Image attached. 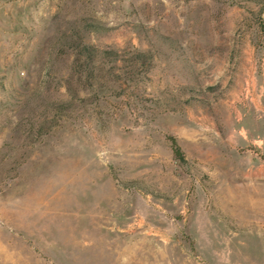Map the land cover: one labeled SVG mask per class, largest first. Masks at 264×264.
<instances>
[{
  "label": "rangeland",
  "instance_id": "rangeland-1",
  "mask_svg": "<svg viewBox=\"0 0 264 264\" xmlns=\"http://www.w3.org/2000/svg\"><path fill=\"white\" fill-rule=\"evenodd\" d=\"M0 264H264V0H0Z\"/></svg>",
  "mask_w": 264,
  "mask_h": 264
},
{
  "label": "trees",
  "instance_id": "trees-1",
  "mask_svg": "<svg viewBox=\"0 0 264 264\" xmlns=\"http://www.w3.org/2000/svg\"><path fill=\"white\" fill-rule=\"evenodd\" d=\"M97 27L98 26H95V25L89 24V23H86L84 25V28H88V29L91 28L92 31H95V29H97ZM78 51H79V54L85 58L87 63H94L95 61H97V57H98L97 51L98 50H96L94 47H92L90 45L82 44ZM103 53L111 55L113 52L112 51H109V52L104 51ZM91 73L89 74L90 77H91ZM166 139L169 141V145H170V149H171V153H172L173 158L176 160L182 161L183 160V154H182L179 146L177 145L175 139L171 136H166Z\"/></svg>",
  "mask_w": 264,
  "mask_h": 264
}]
</instances>
